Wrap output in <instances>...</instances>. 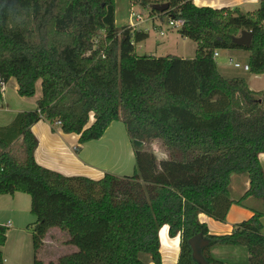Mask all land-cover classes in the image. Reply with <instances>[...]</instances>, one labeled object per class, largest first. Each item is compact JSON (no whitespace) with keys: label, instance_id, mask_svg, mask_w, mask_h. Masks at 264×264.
<instances>
[{"label":"trees","instance_id":"trees-1","mask_svg":"<svg viewBox=\"0 0 264 264\" xmlns=\"http://www.w3.org/2000/svg\"><path fill=\"white\" fill-rule=\"evenodd\" d=\"M166 3L161 15L182 19L178 34L196 44L192 59L136 55L135 44L147 34L116 28L114 0H0V87L13 79L19 97H35L37 84L41 91L34 110L0 127V196H29L36 249L48 227L68 233L78 251L57 264H161L164 226L170 238L179 237L177 264H197L189 240L199 234L209 241L202 251L207 264H227L211 257L214 246L244 248L246 264H264L258 158L264 155V90L223 77L214 57L241 51L247 73L264 75V0L245 14L187 0ZM243 31L252 34L248 47L233 43ZM40 121L77 135L78 147L121 122L131 143H143L133 148V175L92 180L39 166L31 128ZM155 141L166 159L143 148ZM232 176L248 179L238 200L231 199ZM249 198L261 201L262 211L229 234L210 235L198 219L223 223L231 206L244 207ZM7 231L0 225V264Z\"/></svg>","mask_w":264,"mask_h":264},{"label":"crops","instance_id":"crops-1","mask_svg":"<svg viewBox=\"0 0 264 264\" xmlns=\"http://www.w3.org/2000/svg\"><path fill=\"white\" fill-rule=\"evenodd\" d=\"M200 1H204V3H208L207 5H209L210 8L211 7L214 9L228 8L231 10L237 8L242 13L243 9L245 11L247 9H253V10H247V12L255 11L259 7L260 0H200ZM194 5L197 6V2H195ZM197 7H203V6H197ZM135 29L141 31L139 27H135ZM160 29L154 28V31L157 32ZM164 33L165 31H163L162 36H164ZM167 39L169 40L170 37H168ZM136 48L137 47L135 46V53H136ZM221 54H225V58L222 59L221 61L222 65H219V63L216 62L219 73L222 74V76H226L227 78L238 77L237 74L232 75V72L234 71H231L232 65L229 64L228 59L235 58L237 55H240L239 59L235 62L239 64L242 63L241 65H245L246 61L243 62L239 61V60L242 61L241 55L243 56L244 53L241 51H228V50L221 52L219 51L217 58H219ZM147 56L161 57V56H157V54H149ZM253 76L254 75H251L250 77ZM260 76L262 77L264 75H259L258 77ZM262 78L264 79V77ZM254 92H260V91H254ZM38 98L39 97H33V98L19 97L17 94L16 81L13 79L9 80L6 84H4V89L3 90L0 89V127H5L9 125L18 113L34 110L36 106L35 102ZM118 123L119 122L112 123L105 132L104 136L98 141L89 142L87 144H84L83 146L78 147L77 135L64 134L61 132L58 126L57 129H54L47 122L40 121L37 124L33 125L31 128V132L35 136L38 142L37 148L34 152L35 162L39 166L45 169L52 170L66 177L80 176L92 180H98L100 179V177L101 178L103 177L102 176L103 175L102 173H104L103 171H115V173H120L119 176H122L123 175L122 173H128L129 167L126 166V164L124 167V165L118 162V158H116L118 153L116 152L115 148H114L115 153H112V148L114 147V143L112 142L111 144L110 141H108L110 140V138H112L113 140L114 135L117 134L122 135L123 132L125 133L123 124L121 123L122 125H117ZM126 140L127 142H129L127 136H126ZM113 155H116V157ZM127 157H129L130 160L131 158L134 157L133 148L127 151ZM258 158L264 173V155L260 154ZM109 159L111 160V163L108 164L110 168L103 169L102 168L103 164H106L107 160ZM94 174L100 176L98 178L89 177ZM248 187L249 184L247 177L232 176L231 184H230V195L231 192L233 191H235V193L237 194L236 198L233 200H238L240 197H242L245 191L248 189ZM18 195L20 194L17 193L10 197H12L13 200L15 201L16 196ZM261 211H262L261 201L249 198L244 202V207H240L236 205L231 206V208L228 211L226 220L223 223L216 222L202 214L198 216V219L201 223H204L206 225L210 235H225V234H229L232 231V228L235 224H238L242 221L249 219L254 212H261ZM7 223L8 224L6 225L11 226V222H7ZM261 225H262V234L264 235V217L261 218ZM43 241L44 239H42L41 242ZM159 243H160L161 264H177V259L179 254V237L170 238L168 236V228L164 226L159 231ZM40 248L41 246L37 248V250L40 251ZM75 250L77 252V249ZM75 250L73 249L67 255L72 254L73 252H75ZM209 252L212 258L225 262L227 264H246L248 261L247 251L239 247L214 246L210 248ZM54 262H52L51 264H54Z\"/></svg>","mask_w":264,"mask_h":264},{"label":"rangeland","instance_id":"rangeland-1","mask_svg":"<svg viewBox=\"0 0 264 264\" xmlns=\"http://www.w3.org/2000/svg\"><path fill=\"white\" fill-rule=\"evenodd\" d=\"M162 3H166L167 0H160ZM192 1L195 4L197 2V6L210 7L207 5L208 3H204V1L200 0H187ZM115 6V26L117 29H121L123 27H131L136 23L134 19L130 18V13L134 12L135 15L141 16L142 23L137 27L145 34H147V38L141 42L135 44L136 55L145 56L149 54H157V56L161 57H183L192 59L195 56V47L196 44L188 39H181L177 29L169 28V20L170 18L165 15L159 16V14L152 15L149 7H142L141 5L135 2L132 3L130 0H114ZM212 8V7H211ZM253 10V9H247ZM243 9L242 13H247ZM255 10V9H254ZM161 19V21H160ZM154 28H161L162 31H165L164 36H160L159 32H155ZM171 34V36H170ZM169 35V36H168ZM238 35L237 37H239ZM170 37L168 40L167 38ZM221 52V51H220ZM247 54L244 53L242 57V61H246ZM240 55H237L235 58H231L233 61H237ZM225 58V54H221L219 58H216L215 61L222 65V59ZM230 59H228L229 62ZM227 61V60H226ZM225 61V62H226ZM242 64V63H241ZM232 75L237 74L238 77L244 78L247 81V85L250 90L253 91H261L264 86V76H253L250 77L247 72H243L242 69H236L231 66ZM222 75V74H221ZM229 75V76H232ZM227 78L226 76H223ZM250 77V78H249ZM236 78V77H235ZM40 85L36 86V96L40 97ZM117 125H122L119 122ZM57 129L56 127H53ZM108 140V139H107ZM110 138V143H114V147L112 148V153H115V149L117 154L113 155L118 158V162L122 165L125 164L129 167L128 173H122V176H131L134 172V157H127V151L134 148L133 143L130 141L127 142L126 134H117L114 135L113 140ZM128 143V144H127ZM115 148V149H114ZM130 148V149H129ZM148 152L155 155L158 160L166 159L165 153L161 147V144L157 141L147 144L143 147ZM127 157V158H126ZM111 163V160H107L106 164H103V169L110 168L108 164ZM128 163V164H127ZM104 174H111L114 176H119L120 173H115V171H103ZM100 175L94 174L89 177L98 178ZM119 176V177H122ZM101 178V177H100ZM237 194L235 191L231 192V198L235 199ZM30 198L28 195L20 194L16 196V200L14 201L12 197L8 195L0 196V224L4 226H8L7 222H11V226H8V231L6 234V243L4 247L1 248V252L3 253V258L5 260L4 264H57L59 261H62L63 258H67L72 254H76V250L78 248L70 245L69 235L67 232L61 229L58 226H50L48 230L43 234L42 239H44V243L40 248V251L37 250L32 241V224L35 221V218L30 215ZM15 212V213H14ZM12 215V216H11ZM78 229H76L77 231ZM83 233H80L82 235ZM106 235V234H105ZM74 247V248H72ZM75 250L70 255H67L72 250ZM99 248H93L92 251H98ZM244 249V248H243ZM106 253H111V248H105ZM93 253V252H92ZM98 253V252H97ZM143 260H146V257H143ZM50 262V263H48Z\"/></svg>","mask_w":264,"mask_h":264},{"label":"water","instance_id":"water-1","mask_svg":"<svg viewBox=\"0 0 264 264\" xmlns=\"http://www.w3.org/2000/svg\"><path fill=\"white\" fill-rule=\"evenodd\" d=\"M140 0H136L138 3ZM150 10L157 12L159 14L165 13L169 9L168 3L153 4ZM252 40V34L247 31L241 32L239 37L233 39V43L237 46L248 47ZM135 148L139 149L143 146L142 142L133 141ZM189 245L192 250V258L197 264H207L202 256V251L209 246V241L205 239L201 234L194 236L189 240Z\"/></svg>","mask_w":264,"mask_h":264},{"label":"built area","instance_id":"built-area-1","mask_svg":"<svg viewBox=\"0 0 264 264\" xmlns=\"http://www.w3.org/2000/svg\"><path fill=\"white\" fill-rule=\"evenodd\" d=\"M159 16H161V14H159ZM130 18H131V19H134V21L136 22V23H134V25H131L130 28H135V27H137L139 24L142 23L141 16H139L138 14L135 15L134 12H131V13H130ZM160 21H161V19H160ZM183 23H184V22H183L182 19H170L168 25H169V28H171V29H177V30H178V29H180V28L182 27ZM158 32H159V35H160V36L163 35V31H162L161 29H160ZM214 57H215V58L218 57V52H216V53L214 54ZM229 64L232 65V66H233L234 68H236V69H242V70L245 71V72L248 71V67H247L246 65H241V64H239V63L233 61L232 59L229 60ZM0 89H2V90L4 89V84H1ZM55 126H59V123H56Z\"/></svg>","mask_w":264,"mask_h":264}]
</instances>
